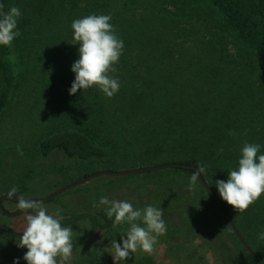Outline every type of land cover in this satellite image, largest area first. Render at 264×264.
I'll return each instance as SVG.
<instances>
[{
	"label": "trees",
	"instance_id": "trees-1",
	"mask_svg": "<svg viewBox=\"0 0 264 264\" xmlns=\"http://www.w3.org/2000/svg\"><path fill=\"white\" fill-rule=\"evenodd\" d=\"M29 1L0 0V115L35 80L49 112L40 155L111 154L135 169L166 166L154 171L199 181L198 170L207 187L228 185L247 257L264 264V0ZM125 211L42 219L48 228L87 217L91 228L47 253L33 234L34 253L75 250ZM0 264L22 262L1 254Z\"/></svg>",
	"mask_w": 264,
	"mask_h": 264
},
{
	"label": "rangeland",
	"instance_id": "rangeland-1",
	"mask_svg": "<svg viewBox=\"0 0 264 264\" xmlns=\"http://www.w3.org/2000/svg\"><path fill=\"white\" fill-rule=\"evenodd\" d=\"M52 4L45 6L46 13L56 11ZM26 85L0 115V198L11 195L35 202L32 206L5 198L0 206L11 214L32 208L47 220L95 215L106 207L126 211L112 228L93 231L84 245L50 256L34 253L32 236L16 237L0 229V255H15L22 264H255L247 257L245 241L234 235L197 179L167 171L116 175L135 168L111 154L87 161L69 159L59 150L40 155L35 146L46 132L49 112L35 80ZM92 173L96 176L70 187ZM210 189L244 240L245 231L235 217L234 191L226 184ZM35 222L31 211L12 217L0 212V226L20 235ZM90 228L89 219L81 217L64 226L40 227L34 235L39 251L47 253L85 237Z\"/></svg>",
	"mask_w": 264,
	"mask_h": 264
},
{
	"label": "water",
	"instance_id": "water-1",
	"mask_svg": "<svg viewBox=\"0 0 264 264\" xmlns=\"http://www.w3.org/2000/svg\"><path fill=\"white\" fill-rule=\"evenodd\" d=\"M165 167H166V166H149V167H144V168H139V169H134V170H129V171L115 172V173H113V174H116V175H134V174H140V173H143V172H145V171H154V170L163 169V168H165ZM195 172H196V175H197V177H198L200 183L203 184L205 190H206V191L212 196V198L216 201V203H217V205L219 206V208H220V209L222 210V212L225 214V216H226V218H227V220H228V223H229L231 229L235 232V234H237L239 240H240L241 242H243L242 238L238 235V232L236 231L234 225L232 224L230 217H229L228 214L226 213L225 209L222 207V204L216 199V197L214 196V194L212 193V191L210 190V188L206 186V184H205V182H204V179L202 178V175L199 173V171H198V170H195ZM89 178H91V176H90V177L83 178L81 181L74 183V184L71 185L70 187H74V186H76V185L82 184V183L86 182ZM70 187H69V188H70ZM62 191H63V190H61L60 192H62ZM60 192H58V193H60ZM58 193H57V194H58ZM55 195H56V194L50 196L49 198L54 197ZM5 198H11V197L8 196V195H6V196H4L3 198H0V202H1L2 199H5ZM49 198H48V199H49ZM46 199H47V198H45L43 201H45ZM28 202L34 203L35 201H28ZM33 211H34L36 214H39V213L36 212L35 210H33ZM39 224H40V223H39ZM38 226H39V225H38ZM243 244H244V247L246 248V250L250 253L251 251H250V249L248 248V246H247L245 243H243Z\"/></svg>",
	"mask_w": 264,
	"mask_h": 264
},
{
	"label": "flooded vegetation",
	"instance_id": "flooded-vegetation-1",
	"mask_svg": "<svg viewBox=\"0 0 264 264\" xmlns=\"http://www.w3.org/2000/svg\"><path fill=\"white\" fill-rule=\"evenodd\" d=\"M8 196H10L11 198H8V199H10V200H13V201H17V202H22V203H25V204H30V205H34V203H31V202H27L28 200H25V199H21V198H17V197H15V196H11V195H8ZM7 199V198H6ZM30 201V200H29ZM31 201H33V200H31ZM31 211V212H33V214H34V216L35 215H37L38 216V223H37V225H39V226H33V227H31L28 231H27V233H25V234H22V235H20V234H17L16 232H14V231H12L11 229H9V228H7V227H4V226H0V229L1 230H3V231H5V232H7V233H9L10 235H12V236H16V237H20V236H32L34 233H35V231L38 229V228H40V225H41V222H42V217L40 216V214H36L33 210L34 209H32V208H24L23 210H19V211ZM19 211H17V212H15V213H13V214H11V213H8V212H6L1 206H0V212L2 213V214H4L5 216H8V217H12V216H14V215H16ZM40 223V224H39ZM0 262H1V255H0Z\"/></svg>",
	"mask_w": 264,
	"mask_h": 264
}]
</instances>
